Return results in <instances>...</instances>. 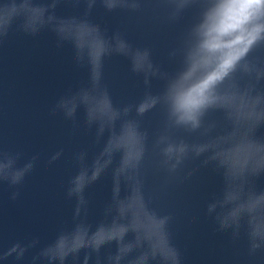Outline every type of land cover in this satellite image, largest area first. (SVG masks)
<instances>
[{
    "label": "clouds",
    "instance_id": "9594fccd",
    "mask_svg": "<svg viewBox=\"0 0 264 264\" xmlns=\"http://www.w3.org/2000/svg\"><path fill=\"white\" fill-rule=\"evenodd\" d=\"M83 2V14L71 16L57 15L61 0L0 3V42L11 30L36 36L47 29L55 34L58 46L71 45L76 64L88 70L87 82L74 91L69 89L52 112L62 113L75 125L77 111L83 109L84 125L89 130L95 128L94 143L102 144L90 162L87 151L75 154L78 171L66 191L69 200L75 199L72 226L62 229L54 242L42 248L33 264L40 259L47 264H65L69 257L79 259L82 251L83 264L93 257L94 264H182L169 230L172 216L152 207L144 192L142 169L149 133L142 129L139 118L157 106L165 114L163 129L152 144L161 157L159 167L169 179H176L186 162L203 157L201 166L211 165L222 175V188L207 205V213L215 214L218 230L230 229L233 240L245 235L250 253L264 248V189L255 183L264 175V137L257 135L264 127V89L258 87L264 80V67L250 59L254 50L264 46V0H165L171 21L197 8L181 46L170 53L179 57V67L172 73L154 63L150 49L134 47L118 31L108 35L107 29L93 22L90 14L97 0ZM99 2L109 12L141 9L140 0ZM112 55L127 58L131 72L143 77L145 91L137 101L113 102L103 82L104 62ZM244 77L248 80L242 84ZM153 79L164 82L162 90H151ZM210 112L222 113V120L207 121ZM178 129L197 134L198 139L189 142L177 137L174 132ZM21 155L0 150V183L22 185L33 171L37 156L18 166ZM61 155L62 150L55 152L49 163ZM109 171L111 199L103 209V218L93 227L88 220L86 189ZM18 195L13 192L11 198ZM38 242L32 240L27 246L16 243L3 258L15 254L20 260ZM112 244L115 252L102 259L101 249Z\"/></svg>",
    "mask_w": 264,
    "mask_h": 264
},
{
    "label": "water",
    "instance_id": "95a60500",
    "mask_svg": "<svg viewBox=\"0 0 264 264\" xmlns=\"http://www.w3.org/2000/svg\"><path fill=\"white\" fill-rule=\"evenodd\" d=\"M140 2L138 11L109 12L97 0L90 19L107 29L108 35L118 31L134 47L150 49L154 63L162 71L175 72L179 57H171L170 53L181 46L197 8L194 6L180 19L171 21L165 0ZM85 8L83 0L79 4L75 0H61L56 13L82 15ZM250 59L264 67V46L254 50ZM87 71L76 64L71 45L58 46L55 34L47 29L36 36L11 30L0 42V150L20 152L18 166L37 156L33 171L22 185L10 187L0 183V264H33V257L42 248L54 242L62 229L72 226L75 199L69 200L66 191L68 181L78 171L74 156L87 151L90 162L102 144L94 143L95 128L89 130L84 125L83 109H78L75 125L52 109L69 89L74 91L87 82ZM247 80L244 77L241 83ZM103 82L117 105L137 101L145 91L143 77L132 73L129 60L120 55L105 59ZM163 83L153 79L151 90H162ZM258 87L264 89V80ZM164 118L159 106L139 118L142 129L149 133L142 169L144 192L152 207L172 216L169 230L182 264H264V248L250 253L245 235L233 240L231 230H218L215 214L207 213V205L219 194L223 180L211 165L201 166L203 157L186 162L176 179H169L168 173L159 167L161 157L152 150V144L163 129ZM206 120L221 121L222 113L210 112ZM174 135L189 142L198 139L197 134L190 135L182 129ZM257 135L264 137V127ZM61 150L60 159L49 163L51 156ZM191 170L195 171L185 179ZM255 183L258 189H264V175ZM111 186L109 171L86 189L90 200L88 220L93 227L103 218V209L111 199ZM17 191L19 195L13 200L12 193ZM32 240L39 242L28 248L22 259L17 260L15 254L3 258V253L14 244L27 246ZM114 252L115 244L106 245L101 249V258ZM83 255L82 251L75 261L69 257L65 264H83ZM94 259L89 264H94ZM35 264L47 262L40 259Z\"/></svg>",
    "mask_w": 264,
    "mask_h": 264
}]
</instances>
